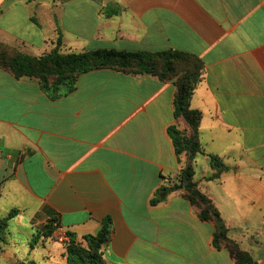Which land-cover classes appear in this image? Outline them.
Returning <instances> with one entry per match:
<instances>
[{
	"label": "crops",
	"instance_id": "0c3cea01",
	"mask_svg": "<svg viewBox=\"0 0 264 264\" xmlns=\"http://www.w3.org/2000/svg\"><path fill=\"white\" fill-rule=\"evenodd\" d=\"M58 40L62 53L198 57L190 107L204 154L176 155L168 128L192 129L175 118L173 82L105 68L52 99L0 68V216L17 211L0 264H66L63 236H95L107 217V264H235L184 190L151 204L188 165L228 238L264 264V0H0V43L40 57ZM209 155L229 169L216 180ZM50 220L58 228L45 237Z\"/></svg>",
	"mask_w": 264,
	"mask_h": 264
},
{
	"label": "trees",
	"instance_id": "16d2710c",
	"mask_svg": "<svg viewBox=\"0 0 264 264\" xmlns=\"http://www.w3.org/2000/svg\"><path fill=\"white\" fill-rule=\"evenodd\" d=\"M62 42L58 40L56 48L50 53L40 57H32L22 52L12 51L7 53L6 44L0 43V68L9 70L16 78L37 79L43 90L52 99L73 92L78 78L93 70L110 68L132 75H151L162 81L173 82L176 86L174 98L175 118H183L192 129V136L186 137L177 127L168 128V133L173 140L176 155L179 158L187 153L190 157L204 154L198 138L197 130L201 121V113L192 110L190 101L194 90L202 78L203 63L191 54L167 50L160 52H122L115 50H95L83 53H62ZM0 156L2 154L0 152ZM211 167L215 170L208 180H216L226 172L228 167L219 157L209 155ZM194 172L190 165L180 168L175 180L170 184H163L151 204L156 205L164 201L169 194L184 190L189 201L200 208L202 221L212 220L215 223L213 246L220 250L224 245L235 264H257L251 255L239 248L228 238V229L225 222L213 204L212 200L204 195L193 182ZM165 179V178H164ZM17 215L11 211L6 217L0 216V242H4L9 230V222ZM111 219L107 217L103 222L101 231L93 236L86 235L78 240L73 234H67L70 243L67 246L66 264H107L102 249L108 242L111 234ZM58 224L50 220L46 226L45 237L50 236ZM24 264V263H23Z\"/></svg>",
	"mask_w": 264,
	"mask_h": 264
},
{
	"label": "built area",
	"instance_id": "2783aa9c",
	"mask_svg": "<svg viewBox=\"0 0 264 264\" xmlns=\"http://www.w3.org/2000/svg\"><path fill=\"white\" fill-rule=\"evenodd\" d=\"M1 161H2V158L0 157V163H1ZM175 177H176V175L174 177H166L164 179V183L165 184H170L173 180H175ZM63 241L66 242V243H69L70 239H69V237L67 235H64L63 236Z\"/></svg>",
	"mask_w": 264,
	"mask_h": 264
},
{
	"label": "rangeland",
	"instance_id": "374dc122",
	"mask_svg": "<svg viewBox=\"0 0 264 264\" xmlns=\"http://www.w3.org/2000/svg\"><path fill=\"white\" fill-rule=\"evenodd\" d=\"M6 48H7V53L9 55H11V52L12 51H17V52H22V53H25L23 52L20 48L16 47V46H11V45H8L6 44ZM26 54V53H25ZM1 157V156H0ZM61 235L57 234V238H59Z\"/></svg>",
	"mask_w": 264,
	"mask_h": 264
}]
</instances>
